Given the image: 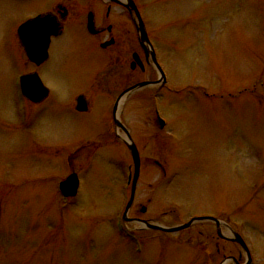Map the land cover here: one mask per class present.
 Listing matches in <instances>:
<instances>
[{
	"label": "rangeland",
	"instance_id": "1",
	"mask_svg": "<svg viewBox=\"0 0 264 264\" xmlns=\"http://www.w3.org/2000/svg\"><path fill=\"white\" fill-rule=\"evenodd\" d=\"M134 1L168 83L122 108L142 163L128 218L173 227L217 217L245 240L251 264H264V0ZM55 2L74 16L85 11L77 0H0V264L244 263V250L218 239L215 224L167 233L123 219L132 155L98 135L124 84L112 65L123 44L95 59L71 31L39 69L49 98L34 105L21 95L19 77L35 67L17 29ZM133 50L142 53L135 28ZM80 91L91 114L71 111ZM74 172L79 192L65 199L59 184Z\"/></svg>",
	"mask_w": 264,
	"mask_h": 264
},
{
	"label": "flooded vegetation",
	"instance_id": "2",
	"mask_svg": "<svg viewBox=\"0 0 264 264\" xmlns=\"http://www.w3.org/2000/svg\"><path fill=\"white\" fill-rule=\"evenodd\" d=\"M76 4L82 5L83 10H85V11H83V13L77 14V16H74L72 14L73 11L69 7L64 5V2H55L49 10H46V11L39 13L38 15H36L32 18H29V19H33L39 15L48 14L59 24L60 29H59V33L57 35L51 36L49 50H48V52H49L48 58L45 61H43L41 64H37V63L32 62L28 59L29 62L35 68L33 71L28 72V73H24L22 75L37 74L40 77V73H39L40 70L39 69L44 64H46L48 62V60L50 59V57H51V49L50 48L54 44V41H56V39H60V38H63L65 36L69 35L71 31L73 32V33H71V35L75 36V38H73L74 40H77V39L81 40L82 43H80V44H81V46L84 47L83 52L85 51V53H88V56L96 57L95 59H97V51L99 52L100 50H102L103 52H107L111 48L118 47L120 44L121 45L123 44L125 46L124 54L123 53H121V55L117 54L115 56V58L113 59L112 65H113V69H114L113 73H116V75L119 73L118 69H120L121 71H124V72H121L122 73L121 79H123L124 84H123L121 90L118 92V94L115 98V101L111 107L112 119L109 118V114H108V118L106 121V128H105L104 132H102V133L100 132L98 135H100L99 138L104 137L103 139L105 141H106L107 137H110V140L108 141V143L109 142H115V143L122 142L123 144H125L128 147V145L125 142V139H127V132L131 136L132 140H133V132L124 123V121L122 119V108H123L125 102L133 94H136V93H142L143 94V92L149 88H154L155 91L153 92V94H157L156 92H160L166 88L167 83H168V79L166 80V83H164V84L157 83L159 81V73H158V70L155 67V65L151 59V56H149L146 53V51L144 50V48L141 44L139 33H138L137 27H136L137 19H136L135 11L133 9L127 8L125 6L124 0H77ZM102 7L104 10H101ZM117 8H119L121 10V13L116 15V17H115L114 11ZM29 19H27V20H29ZM112 19H113V21H112ZM90 21H92V26H91ZM20 26L17 29V37H18L19 44L23 49V45L21 43L19 33H18ZM133 28H135V30H136L138 40H139L140 49H141L142 53L139 51L134 52V50H133ZM148 36H149V34H148ZM149 39H150V37H149ZM150 41H151V39H150ZM103 44H110V45H108L106 47H102ZM135 53L138 55L140 63H138V62L134 63V54ZM155 53H156V51H155ZM156 56H157V54H156ZM98 71H99L98 69L94 70V72H93L94 79H95V77H97V75H99ZM136 72L139 74V76L137 77L138 79L137 78L134 79V76H133L134 73H136ZM123 74H124V76H123ZM22 75H20L19 80H20ZM40 79H41V77H40ZM145 82L152 83V85L145 86V87L141 88L140 90L131 93L130 95H128L127 97L124 98L123 102L119 101L120 97L127 90H129L130 88H132L135 85L145 83ZM19 89H20V93H21L20 81H19ZM47 89L49 90V95L44 101H46L50 96V90L51 89H49L48 87H47ZM81 96L84 97L86 102H87L85 104V109H80L78 106L79 105L78 99ZM143 98L146 99V101L147 100L149 101L150 96H149V94H145V95L143 94ZM152 98H155V97H152ZM88 99L89 98L86 96V92H84V91H80L78 94H75L74 98H73V102L71 104V111H73L74 113H77V114H86V115L91 114L93 109H94V106L91 105V103H89ZM44 101H42L40 103H32V104L41 105V104H43ZM148 105L150 106L149 103H148ZM117 122H119L120 125ZM152 124L157 127L158 132H160V131L163 132L167 128L166 123L161 118H159L158 115H157V118L155 120H153ZM155 134L157 135L156 132H155ZM158 136H162V135H158ZM137 148H138V146H137ZM128 149H129V147H128ZM138 151H139V149H138ZM139 154H140V151H139ZM153 163L160 170L161 174L165 175V168H166L165 165L163 163H161L159 160H154ZM162 179H163V177H162ZM128 183H130V177H129ZM144 209H145V211H143ZM140 211L142 214H145L147 212V208L142 207ZM205 216H207V215L205 214ZM214 218H217V217H214ZM218 220H220V219H218ZM132 221L139 224V225H142V229L162 232L159 230L147 228L143 224V222H147V223H151V224L162 225L159 222V220H155V219H151V218L143 219L140 217H136V218H132ZM220 221H222V223H223L220 226V229L218 228L216 223H214L212 221H209L208 223L215 224L216 229H217V238L218 239H221L223 241H230L228 228L226 226V225H228V223L223 221V220H220ZM223 228L227 229L226 235L222 234ZM221 251H222V249H220L217 246V252L220 253ZM241 258H242V256H240V259Z\"/></svg>",
	"mask_w": 264,
	"mask_h": 264
},
{
	"label": "water",
	"instance_id": "3",
	"mask_svg": "<svg viewBox=\"0 0 264 264\" xmlns=\"http://www.w3.org/2000/svg\"><path fill=\"white\" fill-rule=\"evenodd\" d=\"M124 1H125V6L127 8L133 9L135 11V15L137 19L136 27L139 33L141 44L144 50L146 51V53L149 56H151V59L159 73V81L157 83L164 84L166 83V75L157 61L156 53L149 39L141 13L137 5L135 4L134 0H124ZM90 22L92 26V21ZM59 29H60L59 24L48 14L39 15L33 19L26 21L20 26L18 30L19 37L30 61L35 62L37 64H41L43 61H45L48 58L49 55L48 50H49L51 36L57 35L59 33ZM110 44H103L102 47H106ZM136 62L140 63L138 55L135 53L134 63ZM20 83H21V90L23 95L34 103H40L44 101L49 95V90L44 86L43 82L41 81L40 77L37 74L23 75L20 79ZM150 85H152V83L145 82L133 86L120 97L119 101L123 102L124 98L130 95L131 93L138 91L145 86H150ZM86 103L87 102L84 97L81 96L78 99V104H79L78 106L80 109H85ZM117 123L120 125L119 122ZM125 142L131 151L134 161V169H135L134 175L131 179L132 180L131 196L124 213V220L126 222H131L132 219L128 218V213L135 199L137 183L140 175L141 160L137 146L133 142L128 132H127V139H125ZM79 186H80V179L78 174L72 173L60 183L59 189L61 194L65 198H72L77 196L79 191ZM143 211H145V209ZM202 221H212L217 224L219 229L220 226L223 224L222 221L214 217H198L192 219L190 222L186 224L173 226V227H167L160 224H151L147 222H143V224L150 229L175 233L189 228L196 222H202ZM226 226L229 232V240L239 244L246 253L247 259L244 264H251L252 263L251 253L245 240L242 238V236L239 233L235 232L231 227H229V225ZM231 259L236 264H240L235 258H231ZM228 261L229 260H227L224 264H227Z\"/></svg>",
	"mask_w": 264,
	"mask_h": 264
}]
</instances>
